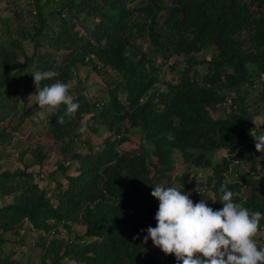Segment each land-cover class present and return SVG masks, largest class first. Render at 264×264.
<instances>
[{
  "label": "trees",
  "instance_id": "trees-1",
  "mask_svg": "<svg viewBox=\"0 0 264 264\" xmlns=\"http://www.w3.org/2000/svg\"><path fill=\"white\" fill-rule=\"evenodd\" d=\"M129 1L65 0L59 13L63 20L66 13L71 19L82 13L98 16L94 39H86L81 44V35L71 34L66 21L59 19L57 24L63 29L57 31L50 42L52 46H65L70 52L63 58V64L52 65L55 60L48 61L45 58L48 53L33 54L24 62L26 65L35 61L33 71L55 70L59 75L54 79L61 80L85 62L86 53H92L104 64L121 71L123 76L117 88L125 94L129 108L117 93H113L100 110L96 102L79 95L73 98L80 104L75 113L65 115V106L61 105L50 115L46 134L56 143L60 142L62 152L71 150L70 159L79 163L75 172L66 176L67 185L56 182L50 195L31 171L7 168L0 172V198L13 195L12 202L0 206V242H6L4 234L15 231L24 221L46 230L54 226L49 219L56 223L80 221L87 226L83 237L91 239L85 245H76L79 248L76 253L87 264H177L174 254L163 253L151 239L145 243L143 238L147 233L142 231L156 225L159 201L151 191L172 169L174 148L197 167L213 169L216 199L221 195L220 186L225 185L239 194L237 200L245 207L264 212V188L260 193L253 192L243 198V186L253 184L251 178L227 179L235 160L249 162L255 172L258 168L259 160L254 159L256 144L252 142L254 122L243 89L254 86L247 66L249 62L259 61L264 72V0H172L167 15L159 13L161 7L153 1L132 9ZM34 2L35 14L45 24L40 3ZM135 11H143L147 20H134ZM9 18L1 19L5 29H8ZM18 31L24 37L30 34L22 29ZM238 32L241 37H237ZM139 35L146 36L157 53L167 52L173 46L176 52L188 55L213 45L218 52L209 62V72L201 83L190 76L196 62L193 61L184 69L179 82L168 83L166 91L155 90L158 82L155 65L146 62L144 57L137 61L131 59L130 52L134 56L139 50L136 45ZM242 37L253 40L255 45L247 47ZM16 41L10 38L7 44L0 42V106L6 105L10 100L8 93L16 89L12 71L18 56ZM81 45L85 46L83 50ZM31 72H28L31 87L36 89ZM50 82L42 81L41 85ZM232 91L236 93L229 97ZM145 96L146 100L141 103ZM261 98L264 100V88ZM227 100L232 101L230 112L224 118H214L209 108ZM92 110L98 120L114 128L120 135L118 140L125 138L121 139L122 122L128 120L130 127L142 125L147 140L155 147L157 162L151 161L146 147L139 152H120L115 141L109 140L98 151L91 149L83 154L73 150L75 136L67 137L66 133L74 130L80 117ZM59 116L64 117L63 123H58ZM6 130L0 126V145L13 140L14 136L9 135L11 131ZM17 139V145L24 143L21 137ZM216 150H226L228 156L214 162ZM34 151V159L41 161L43 147L37 145ZM60 167L67 170L63 164ZM24 182L28 184L23 185ZM183 183L182 191L189 187L185 180ZM198 200L199 195H196L195 202ZM210 206L218 209L223 205L215 200ZM261 226L264 227V219ZM57 241L53 239L52 243ZM51 252H54L53 245L46 249V254Z\"/></svg>",
  "mask_w": 264,
  "mask_h": 264
},
{
  "label": "rangeland",
  "instance_id": "rangeland-1",
  "mask_svg": "<svg viewBox=\"0 0 264 264\" xmlns=\"http://www.w3.org/2000/svg\"><path fill=\"white\" fill-rule=\"evenodd\" d=\"M37 1L40 3L43 16L46 19L45 24L35 14L37 7L34 0H0V42L4 41L7 44L10 38H14L19 43L17 61H15L12 69L16 89L8 93L10 100L6 101V105L0 106V126L11 131L9 133L11 138L14 136L12 141L7 140L4 141V145H0V172L7 168L31 171L34 173L35 180L42 188L48 190L50 195L55 189L56 182H61L64 186L67 185L66 176L75 172L79 162L70 159L71 150L68 149L65 153L62 152L60 142L56 143L50 135L46 134L50 115L55 110L49 112L46 108L37 106L36 97L33 95L36 93V89L31 87L32 79L28 75V72L34 70L35 63L32 64L35 61H31L26 65L25 63L29 61L33 54L48 53L45 58L49 59L48 61L50 59L55 60L52 65H56L57 62L63 64V58H66L70 52L65 46H52L50 42V38L55 36L57 31L63 29L57 23L60 20L66 21L65 26H69L71 34L81 35L82 44L86 39H94L99 18L90 13H82L71 19L69 13H66V20H63L59 18V13L65 0ZM152 1L161 7L159 13L167 15V7L172 0H130L128 6L131 9L133 7H144ZM30 11L32 12L30 13ZM5 18L10 19L8 29L3 28L1 19ZM134 20L146 21L147 16L143 11H135ZM19 29L29 31L30 34L24 37L18 31ZM236 35L241 37L242 34L238 32ZM241 39L246 42L247 47L251 46L252 48L255 45L251 39L244 37ZM136 45L139 50L133 53L134 56L130 52L131 59L137 61L144 57L146 62L150 61L155 65L157 68L155 74L158 78L155 90L160 91L168 90V83L179 82L183 78L184 69L191 65L193 61L197 63H193L194 67L190 76L199 79L201 83L204 75L209 72V62L218 52L216 46L213 45L188 55L176 52L173 46L167 52L159 51L157 53L152 49L146 36L140 35L137 37ZM83 47L85 46L81 45L82 50ZM254 53H258L257 50H254ZM247 66L249 75L254 81V86H246L243 89V94L246 97L247 109L254 122L252 142L256 144L255 137L259 138L264 135V100L261 98L264 88V72L261 71V64L257 60H252ZM122 76L121 71L119 72L111 64H104L94 54L86 53L85 62L78 64L68 77L60 81L69 84V92L73 98L84 95L90 102H96L99 105V110L105 106V102L110 101L113 93H117L118 98L129 108L125 94L117 88L118 84L121 83ZM235 93L234 91L228 93L229 97L234 96ZM153 97L154 100L157 99L156 95H153ZM145 100L146 96L141 99V103ZM231 104L232 101L227 100L224 103L213 105L209 108L210 113L214 118H224L230 112ZM94 114V110L84 113L78 124L74 126L75 129L66 133L67 137L75 136L72 143L73 150L83 154L90 152L91 149L98 151L109 140L115 141L116 148L120 152H139L143 147H146L150 152L151 161L157 162L158 157L154 152L155 147L147 140L142 125L130 127L128 120L122 122L121 139L122 137L125 138L118 140L120 135L115 133L114 128L109 126L108 123L98 120ZM17 123L20 124L17 125ZM19 137L22 138L24 143L17 145V138ZM37 145L43 147L41 161L34 159V148ZM224 156H228L226 150H216L214 152V162L221 161ZM263 157L264 152L257 151V149L254 151V159L259 160L256 172L252 170V165L249 162L246 163L243 160H238L239 162L235 160L231 164L228 180L236 181L248 177L253 181V184L243 186L241 192L243 198L250 196L253 192L260 193L264 188ZM60 164L66 166L67 170L64 171ZM183 180L189 185L185 191L191 192L190 198L194 202L196 195H199V200L206 199L209 205L214 202L213 199H216L213 189V182L215 181L213 169L210 167H197L191 163L190 159L186 160V157L178 148H174L172 151V169L159 181L158 185H172L182 190L184 187ZM27 184L28 182H24L23 185ZM12 201L13 195L4 196L0 198V206ZM49 222L54 223V226L48 230L35 228L29 221H24L15 231L4 234L7 240L4 243L3 241L0 242V264H87L86 260L84 258L80 259L76 253L79 249L76 245H85L91 239L86 236L83 237L87 226L80 221L71 220L56 223L54 219H49ZM53 239L58 241L52 243ZM255 239L258 244L264 245V227L261 228ZM51 245L54 247V252L46 254V249Z\"/></svg>",
  "mask_w": 264,
  "mask_h": 264
},
{
  "label": "clouds",
  "instance_id": "clouds-1",
  "mask_svg": "<svg viewBox=\"0 0 264 264\" xmlns=\"http://www.w3.org/2000/svg\"><path fill=\"white\" fill-rule=\"evenodd\" d=\"M36 104L49 112L65 106V115L75 113L69 84L58 79L55 70L33 71ZM42 81H51L41 85ZM31 95V96H33ZM30 96V97H31ZM64 117H58L63 123ZM257 151L264 152V135L256 138ZM219 200L222 208L214 209L206 199L196 202L191 192L172 185L153 186L151 195L159 201L155 213L156 225L148 226L146 243L165 254H174L177 264H264V245L255 237L261 231L264 212L250 210L238 202V193L221 185Z\"/></svg>",
  "mask_w": 264,
  "mask_h": 264
},
{
  "label": "built area",
  "instance_id": "built-area-1",
  "mask_svg": "<svg viewBox=\"0 0 264 264\" xmlns=\"http://www.w3.org/2000/svg\"><path fill=\"white\" fill-rule=\"evenodd\" d=\"M236 162H239L238 160Z\"/></svg>",
  "mask_w": 264,
  "mask_h": 264
}]
</instances>
